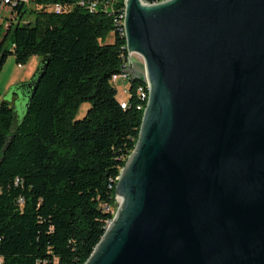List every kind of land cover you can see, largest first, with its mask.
I'll list each match as a JSON object with an SVG mask.
<instances>
[{
    "label": "water",
    "instance_id": "1",
    "mask_svg": "<svg viewBox=\"0 0 264 264\" xmlns=\"http://www.w3.org/2000/svg\"><path fill=\"white\" fill-rule=\"evenodd\" d=\"M123 4L148 99L84 264H264V0Z\"/></svg>",
    "mask_w": 264,
    "mask_h": 264
},
{
    "label": "trees",
    "instance_id": "2",
    "mask_svg": "<svg viewBox=\"0 0 264 264\" xmlns=\"http://www.w3.org/2000/svg\"><path fill=\"white\" fill-rule=\"evenodd\" d=\"M80 1L20 3L0 23V71L8 56L21 66L45 60L37 82L14 88L27 98L19 123L0 102V264H84L113 218L117 178L138 138L140 83H131L121 109L111 82L128 58L123 11L119 36L110 2L90 13ZM55 5L64 10L53 12Z\"/></svg>",
    "mask_w": 264,
    "mask_h": 264
},
{
    "label": "rangeland",
    "instance_id": "3",
    "mask_svg": "<svg viewBox=\"0 0 264 264\" xmlns=\"http://www.w3.org/2000/svg\"><path fill=\"white\" fill-rule=\"evenodd\" d=\"M13 15L14 14H11V9L8 6L2 7L0 9V23L6 27L10 22L9 18L11 16L13 17ZM105 41L111 43L113 41V33H110ZM133 60L135 63L137 58L134 57ZM40 62L41 58L39 56H33L25 66L19 68L14 61V57L8 56L0 71V102L5 101L13 108L15 114L14 124L20 122L26 106V97L21 92H15L14 88L30 82ZM113 85L116 88L117 99H120L119 101H122V99H128L129 95L127 88H124L120 81ZM89 107L90 104L88 102L82 103L77 110L75 119H82ZM115 213L116 209L114 215Z\"/></svg>",
    "mask_w": 264,
    "mask_h": 264
},
{
    "label": "built area",
    "instance_id": "4",
    "mask_svg": "<svg viewBox=\"0 0 264 264\" xmlns=\"http://www.w3.org/2000/svg\"><path fill=\"white\" fill-rule=\"evenodd\" d=\"M30 1L32 0H0V9L4 6H8L10 9H12L13 7H15L16 5L20 3L28 4ZM120 1L121 0H84V1H80L79 4L81 6L83 5L86 6L88 11L90 13H93L95 12L96 9H102V2H110V14L114 15V26H115L114 31L118 34V25H120L121 11H123V7H124V4H122L121 8H116ZM50 10H52L55 13H60L61 11L64 10V8L62 6L55 5V6L50 7ZM9 19L12 20V17H10ZM118 35L120 36V34ZM134 57L137 58L135 63L139 64L142 68L143 61L141 57L138 55H133V57H131L132 60ZM18 67L21 68L22 66L18 65ZM126 68H127V60L123 59L120 72L118 74H114L111 77V80L115 81L116 83L120 81L122 83V86L124 88H127V92L129 95L128 99H122V104H124L125 107L128 106V101L132 97L130 93V87L132 85L131 84L132 82H131L130 77L125 72ZM147 87L148 85L137 84L134 89L133 94L139 101V104L137 105V110L141 109V107H143L144 105V94L147 93Z\"/></svg>",
    "mask_w": 264,
    "mask_h": 264
},
{
    "label": "bare ground",
    "instance_id": "5",
    "mask_svg": "<svg viewBox=\"0 0 264 264\" xmlns=\"http://www.w3.org/2000/svg\"><path fill=\"white\" fill-rule=\"evenodd\" d=\"M124 16H125V7H124V9H123V20H122V36H123L124 41H125ZM125 50H126V45H125ZM126 52H127V51H126ZM127 55H128V53H127ZM133 55H135V54H132L131 57H132ZM120 69H121V67H120ZM117 74H118V73H117ZM111 82L114 83V84L116 83V82L113 81V80H111ZM142 85H147V84H142ZM147 99H148V87H147V93L144 94V108H145V105H146V103H147ZM120 107H121V109H125V108H126V107L124 106V104H122V101H121V103H120ZM143 110H144V109H143Z\"/></svg>",
    "mask_w": 264,
    "mask_h": 264
},
{
    "label": "crops",
    "instance_id": "6",
    "mask_svg": "<svg viewBox=\"0 0 264 264\" xmlns=\"http://www.w3.org/2000/svg\"><path fill=\"white\" fill-rule=\"evenodd\" d=\"M135 68H138L139 70L141 69V66L139 64L135 63Z\"/></svg>",
    "mask_w": 264,
    "mask_h": 264
}]
</instances>
